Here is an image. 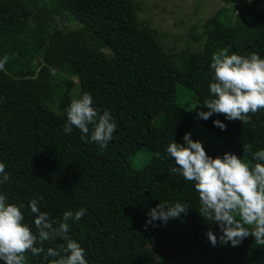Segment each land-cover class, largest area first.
Returning a JSON list of instances; mask_svg holds the SVG:
<instances>
[{
  "label": "trees",
  "instance_id": "trees-1",
  "mask_svg": "<svg viewBox=\"0 0 264 264\" xmlns=\"http://www.w3.org/2000/svg\"><path fill=\"white\" fill-rule=\"evenodd\" d=\"M52 1H36L34 12L25 0H0V58L11 56L0 71V162L10 175L0 194L23 205L24 222L34 232L32 199L54 221L85 208L69 224L88 264H115L135 237L156 252L155 264H264V247L253 236L235 247L212 245L206 233L212 229L219 241L218 224L201 216L194 183L169 172L175 162L166 154L168 144L184 143L186 133L213 157H243L244 144L253 151L264 148V110L251 114L247 124L217 114L197 118L199 104L211 98L214 52L227 47L229 54L264 58L263 0H222L245 2L248 14L235 23L223 6L193 34L202 50L183 64L167 54L152 29L140 25L134 0ZM53 15H70L80 27L55 28ZM62 72L77 82L62 80ZM77 84L79 97L91 94L97 112L107 110L116 121L106 149L91 141L92 125L87 140L75 127L63 131ZM217 119L226 129L214 125ZM161 202H180L189 210L145 228L150 209ZM26 264L48 262L43 254L28 253Z\"/></svg>",
  "mask_w": 264,
  "mask_h": 264
},
{
  "label": "clouds",
  "instance_id": "clouds-1",
  "mask_svg": "<svg viewBox=\"0 0 264 264\" xmlns=\"http://www.w3.org/2000/svg\"><path fill=\"white\" fill-rule=\"evenodd\" d=\"M10 59L7 54L0 58V71ZM211 59V98L199 104L201 110L197 118L207 120L217 114L224 115L227 120L249 123L251 114L264 110V58L255 52L229 54V48L225 47L214 52ZM205 106L207 111L203 110ZM196 107L189 106L186 110L192 111ZM66 117L65 133H71L75 127L80 130L81 138L87 140L89 125H92L90 139L101 149L107 148L117 128L109 111L97 112L89 93L71 101ZM214 125L226 129L218 119ZM183 140L184 143L174 140L166 148L167 156L175 162L169 172L194 183L201 216L210 224H218L221 231L219 241L212 229L206 233L212 245L230 242L235 247L246 237L253 236L255 244L264 247V148L253 151L250 144H244L243 157L232 152L213 157L201 141L191 138L190 133H186ZM248 154H251V161L247 159ZM9 179L5 164L0 162V184ZM7 199L0 194V261L3 264H26L28 253L35 257L43 254L48 264H88L85 249L70 236L69 224L70 220L79 221L86 214L85 208L81 207L75 213L65 211L61 220L54 221L48 212L40 210L39 201L32 199L29 203L35 215L34 232L24 222L23 205L9 203ZM188 210L189 207L180 202L172 205L161 202L150 209L145 228L156 220L167 224ZM58 240L64 243L55 244ZM45 242L53 246L45 250Z\"/></svg>",
  "mask_w": 264,
  "mask_h": 264
},
{
  "label": "rangeland",
  "instance_id": "rangeland-1",
  "mask_svg": "<svg viewBox=\"0 0 264 264\" xmlns=\"http://www.w3.org/2000/svg\"><path fill=\"white\" fill-rule=\"evenodd\" d=\"M36 1L44 2L46 6H51L53 3L52 0H25V3L29 4L32 11L38 12L34 4ZM134 4L140 25H147L152 29L167 54L179 64L187 61L191 53L202 50L201 42H197L193 34L201 32L206 20L223 6H228V15L231 20H235V23L248 14L245 2L227 4L222 0H134ZM261 8L264 9V0ZM52 18V26L63 31L80 27L79 22L70 15L66 17L53 15ZM59 76L65 81L66 78L71 82L78 80L77 77L64 72ZM72 95L74 99L79 98L78 84L72 86ZM157 257L154 250L146 247L138 237H135L115 264H155Z\"/></svg>",
  "mask_w": 264,
  "mask_h": 264
}]
</instances>
